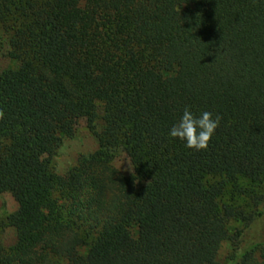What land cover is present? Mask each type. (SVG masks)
<instances>
[{
	"label": "trees",
	"instance_id": "trees-1",
	"mask_svg": "<svg viewBox=\"0 0 264 264\" xmlns=\"http://www.w3.org/2000/svg\"><path fill=\"white\" fill-rule=\"evenodd\" d=\"M5 43L0 264H221L218 235L264 264V0H0ZM186 106L222 117L206 151L169 135ZM80 119L130 173L54 168Z\"/></svg>",
	"mask_w": 264,
	"mask_h": 264
},
{
	"label": "rangeland",
	"instance_id": "rangeland-1",
	"mask_svg": "<svg viewBox=\"0 0 264 264\" xmlns=\"http://www.w3.org/2000/svg\"><path fill=\"white\" fill-rule=\"evenodd\" d=\"M15 65L16 62L9 56L7 44H3V47L0 49V74L5 69L14 67ZM93 156L103 157L124 173H130L132 171L130 162L125 154L109 148L104 149L99 145L97 137L86 119H80L76 123L74 134L64 140L58 153L53 158L52 164L58 172L64 173L78 165L81 161ZM237 198L238 199H235L237 203H247V198L244 195H239ZM225 199L228 201L231 199V196L229 197L228 195ZM235 200L232 201L234 202ZM253 206L254 204H252V206L246 204V209L249 211ZM18 207V202L10 192H5L0 195V236L6 245H11L15 242L16 232L13 227L5 225L3 222L6 217L15 212ZM232 226L238 227L240 223L236 221L232 223ZM250 236L252 238L259 236L264 238V219L252 227ZM218 238L220 239L221 245L218 260L221 264H229V255L232 248L231 242L222 235H218Z\"/></svg>",
	"mask_w": 264,
	"mask_h": 264
},
{
	"label": "clouds",
	"instance_id": "clouds-1",
	"mask_svg": "<svg viewBox=\"0 0 264 264\" xmlns=\"http://www.w3.org/2000/svg\"><path fill=\"white\" fill-rule=\"evenodd\" d=\"M4 116L0 111V119ZM222 117L204 111L199 116L192 113L190 107H185L179 122L169 132L170 137L185 142V146L195 151H206L210 141L220 126Z\"/></svg>",
	"mask_w": 264,
	"mask_h": 264
}]
</instances>
